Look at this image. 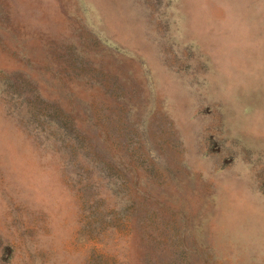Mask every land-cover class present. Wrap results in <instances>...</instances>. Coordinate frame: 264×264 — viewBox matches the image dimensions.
<instances>
[{"label":"rangeland","instance_id":"obj_1","mask_svg":"<svg viewBox=\"0 0 264 264\" xmlns=\"http://www.w3.org/2000/svg\"><path fill=\"white\" fill-rule=\"evenodd\" d=\"M0 264H264V0H0Z\"/></svg>","mask_w":264,"mask_h":264}]
</instances>
